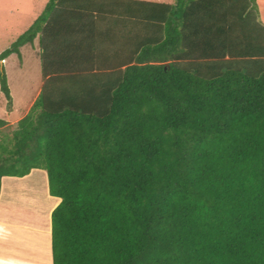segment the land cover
<instances>
[{"label":"trees","instance_id":"1","mask_svg":"<svg viewBox=\"0 0 264 264\" xmlns=\"http://www.w3.org/2000/svg\"><path fill=\"white\" fill-rule=\"evenodd\" d=\"M78 11L109 29L62 43ZM94 38L121 60L84 64ZM36 39L44 82L0 139V193L47 171L53 264H264V0H49L0 59ZM0 83L11 103L4 62Z\"/></svg>","mask_w":264,"mask_h":264},{"label":"rangeland","instance_id":"2","mask_svg":"<svg viewBox=\"0 0 264 264\" xmlns=\"http://www.w3.org/2000/svg\"><path fill=\"white\" fill-rule=\"evenodd\" d=\"M48 1L0 0V54L32 27L36 18L44 12ZM32 16L36 17L32 19ZM37 41L22 47V58L15 53L5 61L0 59V63L4 61L13 96L10 103L0 83V118L12 120L24 114L36 89L41 86L42 70ZM12 122L3 128L0 139L12 135L17 127L16 121L14 124ZM4 181L0 217L7 216V219L6 223L0 225L1 247L8 246L10 250L12 245H24L28 255L37 253L29 259L32 263L53 264L52 249L49 252L50 241L52 248L51 214L60 199L50 194L47 171L36 168L24 177L7 176Z\"/></svg>","mask_w":264,"mask_h":264},{"label":"crops","instance_id":"3","mask_svg":"<svg viewBox=\"0 0 264 264\" xmlns=\"http://www.w3.org/2000/svg\"><path fill=\"white\" fill-rule=\"evenodd\" d=\"M19 1V0H18ZM148 1H160V2H164V0H148ZM6 6V5H5ZM9 12H12L14 14H21V13H18V12H13V11H10ZM91 13L90 11H78V13H70V12H66L64 13V15L62 16L61 14V20L60 22H58V24H61L60 25V28H59V35L61 34V36L58 37V39L62 37V35L64 36V38L67 40H70V43L73 42V44L75 43V40L73 37L72 38H69L67 37L66 35L68 34L67 31L70 32V35L72 36H83L82 38H78L79 41H82L83 44H86L88 43V41L86 40V38L84 37V35L82 33H85V34H88L89 32L92 33V31H107L108 28V20L107 18H103L101 19L102 21H95V20H92V24L88 27L90 31H84L83 29H86V27H82V21H84V18H91ZM94 15H97L96 13H93ZM89 16V17H87ZM36 17V16H32V19ZM79 18V21H77L76 19ZM86 21V19H85ZM127 21H132V20H127ZM75 23H78V27H77V32H76V24ZM77 36V37H78ZM90 36V35H88ZM84 39V40H83ZM38 40V39H36ZM56 40V38H55ZM62 40V39H61ZM93 43H94V46H95V49H100L101 52L100 53H97L95 55H92V56H88L86 57L84 64L86 65H97L102 63V62H107V63H110V64H113V63H118L121 59L118 58L117 56V51L118 49L120 48H124L125 45L122 44L120 42V44L118 43H113V41L110 43L111 45L109 46H103L100 42L101 40L99 38H94L93 40ZM38 42V49L40 51V47H39V40L37 41ZM62 43H63V40H62ZM108 43V42H106ZM133 46V43L130 45L131 48ZM81 49H85V45H82L80 46ZM113 51V52H112ZM78 58L80 60H83L82 58L84 57V52H80V49H78ZM107 53V55L105 54ZM101 54V55H100ZM39 55H40V52H39ZM41 60V58H40ZM5 61V60H4ZM3 61V62H4ZM65 62V59H63V57H57L56 58V62L55 63H63ZM43 82L44 80L41 81V86L38 87V89H36L35 91V94H34V97H33V100L30 104V106L28 107V109L26 110V112L24 114H22L21 116H18V117H14V119H6L8 121V124L11 123L12 121V124L17 123L22 117H24L29 111H30V108L32 107L33 103L35 102V100L37 99V97L39 96L41 90H42V86H43ZM11 90V88H10ZM12 94V92H11ZM12 101H13V96H12ZM7 124V125H8ZM11 125V124H10ZM9 125V126H10ZM7 177V176H4L2 178V187H1V193H0V200H1V196L3 195V190H4V186H5V181H4V178ZM18 177V176H17ZM24 177V176H23ZM12 188L15 187V185H11ZM59 198V197H57ZM60 199V198H59ZM61 200V199H60ZM0 209H1V205H0ZM1 212V211H0ZM7 219V216L1 218L0 217V225L3 224V223H6V219ZM50 228H51V225H50ZM51 241L49 242V252L51 253ZM37 253L35 255L33 254H30L28 255L26 253V248L24 245H21L20 246H16V245H12V249H8V246H4L3 248L1 247V244H0V264H35V263H32L31 261H29V259L33 256H36ZM52 256H53V250H52Z\"/></svg>","mask_w":264,"mask_h":264},{"label":"bare ground","instance_id":"4","mask_svg":"<svg viewBox=\"0 0 264 264\" xmlns=\"http://www.w3.org/2000/svg\"><path fill=\"white\" fill-rule=\"evenodd\" d=\"M0 205H1V203H0ZM3 206V205H2ZM45 206V205H44ZM45 209V208H44ZM47 209V208H46Z\"/></svg>","mask_w":264,"mask_h":264},{"label":"clouds","instance_id":"5","mask_svg":"<svg viewBox=\"0 0 264 264\" xmlns=\"http://www.w3.org/2000/svg\"><path fill=\"white\" fill-rule=\"evenodd\" d=\"M3 62V61H2Z\"/></svg>","mask_w":264,"mask_h":264}]
</instances>
